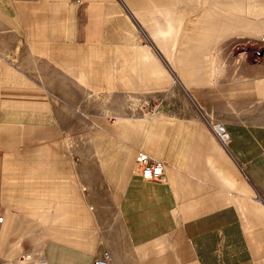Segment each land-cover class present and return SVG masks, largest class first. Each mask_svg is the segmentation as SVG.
Wrapping results in <instances>:
<instances>
[{"label": "crops", "instance_id": "1", "mask_svg": "<svg viewBox=\"0 0 264 264\" xmlns=\"http://www.w3.org/2000/svg\"><path fill=\"white\" fill-rule=\"evenodd\" d=\"M193 1L202 7L180 24L190 0H0V19L18 34L21 22L36 55L101 94L173 87L152 50L135 44L133 25L144 23L160 43H178L166 53L192 105L91 129L90 151L127 239L112 249L102 227L110 213L96 211L61 129L47 122L44 85L0 58V246L21 247L39 230L45 264H93L105 249L111 264H264V65L218 83L211 74L222 40H264V17L248 14L251 0ZM209 120L225 124L227 149ZM140 152L165 162L162 180L138 173Z\"/></svg>", "mask_w": 264, "mask_h": 264}, {"label": "rangeland", "instance_id": "2", "mask_svg": "<svg viewBox=\"0 0 264 264\" xmlns=\"http://www.w3.org/2000/svg\"><path fill=\"white\" fill-rule=\"evenodd\" d=\"M183 4L185 8L186 3ZM202 5L200 1L190 0L186 9L178 11L179 23H182L180 20H189L195 16ZM15 6L13 3L14 10ZM227 8L223 9L228 11ZM225 11L222 13L225 14ZM15 13L17 14V12ZM219 13L221 14V11ZM248 14L264 17V0H251ZM185 23L187 25L188 22ZM19 24L22 34L17 33L14 25L0 19V58L8 59L14 65L24 69L30 79L44 85L50 101L47 106L49 111L45 113H50L54 117V120L51 119L47 122L54 123L61 129L60 141L69 145L74 160L81 170L83 185L90 195L96 211L105 208L110 213L111 222H102L104 237L110 242L112 249L115 243L117 246H126L127 239L123 228L120 226L115 211L108 204L110 203L109 187L94 152L90 151L89 145L92 142L90 131L92 128L95 129L100 122L111 124L116 117L121 115L152 117L163 111H168L174 106H178L179 110H185L187 105L192 106L191 101L185 98L187 94L180 85L177 72L173 68L171 69V57L166 53L171 44L175 48L178 43L169 41L162 44L144 23L140 24L141 27L135 23L133 27L137 33L136 37H138L135 44L146 46L149 51L152 50L162 68L166 69L172 77L173 87L169 91L111 90L109 93L101 94L75 81L59 69L48 56L36 55L31 40L23 33L21 22ZM177 28L182 31L184 27L177 24ZM19 40H21L20 43ZM110 41L115 42V40ZM211 58L215 69L214 72L211 69L212 76L215 75L214 83L223 80L227 75H234L233 78L240 79L244 76L243 69L245 67L253 66L255 68L264 65V40L248 36L244 38L233 36L224 39L215 47ZM233 69L235 71H232ZM66 96L74 98L75 104L66 102ZM216 122L223 123L221 120L208 121L213 134L212 125ZM256 196H259L258 193ZM258 198L262 202L264 201V198L260 196ZM262 204L264 205V202ZM0 207L4 211V207L1 205ZM113 233L117 234L121 242L115 241ZM19 238L18 235L14 240L21 241ZM45 238L44 233L39 230L30 231L22 238L21 247L17 248L5 247L6 240L5 244L0 246V264H35V260L42 259L40 253ZM11 241L9 243H13ZM28 254L32 255L31 260L25 258Z\"/></svg>", "mask_w": 264, "mask_h": 264}, {"label": "built area", "instance_id": "3", "mask_svg": "<svg viewBox=\"0 0 264 264\" xmlns=\"http://www.w3.org/2000/svg\"><path fill=\"white\" fill-rule=\"evenodd\" d=\"M213 132L220 144L228 148L230 135L221 122H216L212 125ZM165 162L156 157H152L145 152H140L137 155L138 173L146 178L153 180H162L164 175ZM264 202V201H263ZM4 221V212L0 207V224ZM112 255L108 249H105L102 254L94 259L93 264H111Z\"/></svg>", "mask_w": 264, "mask_h": 264}, {"label": "bare ground", "instance_id": "4", "mask_svg": "<svg viewBox=\"0 0 264 264\" xmlns=\"http://www.w3.org/2000/svg\"><path fill=\"white\" fill-rule=\"evenodd\" d=\"M263 9V8H262ZM261 9V10H262ZM227 149V148H226ZM139 154V153H138ZM135 169L138 171V167H137V159H136V163H135ZM31 257L32 255L31 254H28L25 256L26 259H29L31 260ZM28 261V260H27ZM35 264H45V260L44 259H41V260H35Z\"/></svg>", "mask_w": 264, "mask_h": 264}]
</instances>
